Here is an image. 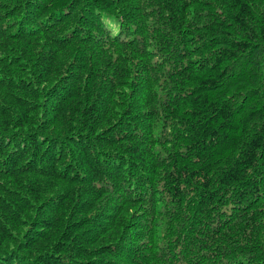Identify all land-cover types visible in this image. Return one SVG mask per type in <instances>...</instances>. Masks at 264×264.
I'll return each instance as SVG.
<instances>
[{
    "label": "trees",
    "instance_id": "1",
    "mask_svg": "<svg viewBox=\"0 0 264 264\" xmlns=\"http://www.w3.org/2000/svg\"><path fill=\"white\" fill-rule=\"evenodd\" d=\"M0 264H264V0H0Z\"/></svg>",
    "mask_w": 264,
    "mask_h": 264
}]
</instances>
